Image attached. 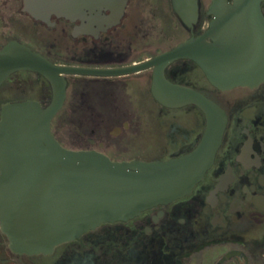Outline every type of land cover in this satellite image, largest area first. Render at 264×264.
<instances>
[{
	"label": "flooded vegetation",
	"instance_id": "af4514ba",
	"mask_svg": "<svg viewBox=\"0 0 264 264\" xmlns=\"http://www.w3.org/2000/svg\"><path fill=\"white\" fill-rule=\"evenodd\" d=\"M3 1L17 3L16 12L26 17L19 21L22 26L71 39V46L65 51L51 42L35 47L15 32L0 41V49L19 40L55 63L95 68L148 61L201 37L214 18V0ZM154 70L151 66L124 75H66L67 98L59 113L71 96L73 114L81 125L90 123L96 139L79 149H96L124 161L167 159L198 145L207 126L204 111L195 104L160 103L152 90ZM166 75L203 92L227 115L222 144L202 180L185 196L128 220L101 223L50 253H13L0 227L4 237L0 247L9 253L0 256V264H264V82L221 89L192 58L174 61ZM132 76L140 81L135 84L137 94L129 91L133 83L125 82ZM135 96L136 103H130ZM25 99L47 106L53 99L49 80L33 71L12 74L0 85V118L4 103ZM141 104L157 117L153 140L157 153L153 158L140 154L118 158L108 149L135 128L134 119L144 112ZM102 131L107 138L99 135Z\"/></svg>",
	"mask_w": 264,
	"mask_h": 264
},
{
	"label": "water",
	"instance_id": "95a60500",
	"mask_svg": "<svg viewBox=\"0 0 264 264\" xmlns=\"http://www.w3.org/2000/svg\"><path fill=\"white\" fill-rule=\"evenodd\" d=\"M264 0H214L201 37L127 67L62 65L11 40L0 49V85L18 71L44 75L53 99L9 101L0 118V227L15 254L50 253L101 223L128 220L189 194L213 165L227 125L225 111L203 92L170 80L180 58L199 63L221 88L264 82ZM155 66L152 90L165 106L195 104L207 126L191 151L167 159L117 161L96 149L64 146L52 129L67 98L68 74L124 75Z\"/></svg>",
	"mask_w": 264,
	"mask_h": 264
},
{
	"label": "rangeland",
	"instance_id": "374dc122",
	"mask_svg": "<svg viewBox=\"0 0 264 264\" xmlns=\"http://www.w3.org/2000/svg\"><path fill=\"white\" fill-rule=\"evenodd\" d=\"M17 3H9L4 5V1L0 0V41L1 43L5 42L8 37L12 36L13 33L22 35V37L29 41L35 47H41L47 43H56L58 48H62L63 51L66 50L68 46H71V39L61 38L55 34L49 35L44 34L43 29L36 31L33 27H24L20 24V20H25L26 17L20 15L16 12L18 8ZM124 79V78H120ZM127 79V78H126ZM125 82L133 83V86H130L129 91L136 93V82H140L135 76L129 77ZM137 97L130 99V103H136ZM72 97H69V100L65 108L55 117L52 124V129L55 135L59 138L61 143L72 149L86 148L90 147L96 139H92L90 130V123L83 122L82 125L79 121V118L75 116L72 112ZM142 105V104H141ZM151 107V105H149ZM143 115L141 118L134 119L135 128L128 132L123 141H116L120 144H115L114 147L108 149L109 152H112L114 156L121 158L126 156L131 158L133 156H140L153 158L157 153V148L153 144V140L156 133V124L157 117L155 114L147 113V107H142ZM146 108V109H145ZM83 121V119H81ZM183 123H186L185 120L181 119ZM186 124H189L188 122ZM103 137H108V134L105 131H102V134H99ZM97 135L96 137H100ZM91 137V138H90ZM118 146V147H117ZM121 146V148L119 147ZM114 149V150H113ZM0 239L4 240V237L0 234ZM8 250L5 247H0V256L7 255Z\"/></svg>",
	"mask_w": 264,
	"mask_h": 264
}]
</instances>
